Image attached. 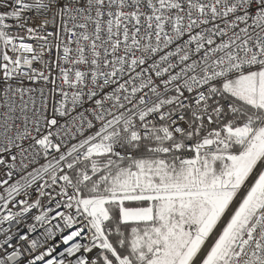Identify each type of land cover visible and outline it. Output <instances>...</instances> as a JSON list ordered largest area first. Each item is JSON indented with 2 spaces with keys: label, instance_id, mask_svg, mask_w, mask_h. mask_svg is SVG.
<instances>
[{
  "label": "snow or ice",
  "instance_id": "snow-or-ice-1",
  "mask_svg": "<svg viewBox=\"0 0 264 264\" xmlns=\"http://www.w3.org/2000/svg\"><path fill=\"white\" fill-rule=\"evenodd\" d=\"M0 264H264V0H0Z\"/></svg>",
  "mask_w": 264,
  "mask_h": 264
}]
</instances>
